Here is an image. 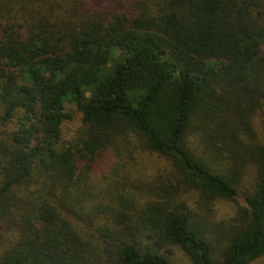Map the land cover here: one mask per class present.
<instances>
[{"label": "trees", "instance_id": "16d2710c", "mask_svg": "<svg viewBox=\"0 0 264 264\" xmlns=\"http://www.w3.org/2000/svg\"><path fill=\"white\" fill-rule=\"evenodd\" d=\"M142 153L165 174L134 180ZM174 247L264 256V0H0V264H179Z\"/></svg>", "mask_w": 264, "mask_h": 264}, {"label": "rangeland", "instance_id": "374dc122", "mask_svg": "<svg viewBox=\"0 0 264 264\" xmlns=\"http://www.w3.org/2000/svg\"><path fill=\"white\" fill-rule=\"evenodd\" d=\"M67 110L71 112V118L65 121L63 125V133L66 135L72 134L75 129L79 126V113L75 110L73 105L67 104ZM140 161L137 163L132 160H128L126 167L130 168V176L139 182H147L149 179L165 174L168 169V163L165 157L158 154L142 153L137 159ZM244 204L243 199L236 195L235 200L218 202V209L220 217L225 219L226 224L231 223V216L235 214L236 210ZM172 256L179 264H189L188 259L185 255L177 248H172ZM249 264H264V256L259 257Z\"/></svg>", "mask_w": 264, "mask_h": 264}]
</instances>
